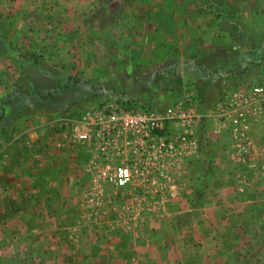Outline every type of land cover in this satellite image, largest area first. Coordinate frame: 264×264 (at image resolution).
<instances>
[{
  "label": "crops",
  "instance_id": "0c3cea01",
  "mask_svg": "<svg viewBox=\"0 0 264 264\" xmlns=\"http://www.w3.org/2000/svg\"><path fill=\"white\" fill-rule=\"evenodd\" d=\"M261 1L262 3L257 4L255 8V42L251 38L252 45L255 43V55L260 49L264 51V0ZM53 2L54 6H60L61 13H63V8H65V12L68 11V15L59 17V22L67 27L69 23L73 24L71 29L67 28L66 32L62 33L68 35L69 32V35H74L77 40L76 45L80 44L82 47L84 43L81 40L85 38V34L89 33L84 27L85 22L92 20L91 23H95L93 24L91 38L96 40L101 38L98 26L100 23L113 24L111 27H107V35L102 32V36L108 39L115 38L114 33H116L117 26L114 24L116 22L124 28L132 24H146L144 27L146 31L141 30L142 28L137 30V28L131 27L133 32L131 35L135 38L136 36L142 38L143 32L144 35H147L148 52L154 55V59L144 61L136 58L134 63H138V66L134 67L131 64L133 60H129L125 56L122 61L124 64L123 70L128 69L127 72H129L125 78L129 82H142L140 76H144L143 82H152L151 86L156 87V92L149 96L151 99L148 102L153 104H158V101L160 103L161 101L169 102L181 98L183 95L194 96L198 98L201 105L205 104L202 106L201 120L194 128L196 151L191 153L189 150L181 148L182 146L179 147L182 150L180 154H174L166 162H163L162 178L147 182L142 179L141 175L139 176L142 179L140 182L134 178L129 181L132 182L128 183L130 186L127 188L116 187L98 179L94 180V183L92 177L89 178V174L83 170L82 158L78 163L72 161V154L78 156V151L73 148L60 146V148L54 149L56 153L59 152L57 153L58 157L51 156L37 161L36 158H28L26 160L28 162L25 161L23 164L27 172L23 173L21 169L17 170L18 172L13 170L11 183L0 178V232L4 227L10 230L17 229L19 224L16 222L13 224L14 217L10 225L5 226L3 224L4 217L14 216L17 213V216L25 214L31 216L27 220H36L39 217L38 214H42L46 218V215L49 218L50 216H59V225L57 224L55 228L64 229L66 232L71 231L68 233L75 237L67 241L63 240L61 246L69 248L71 243L69 241H74L76 251L73 253H75V256L81 257L82 259H79L81 262L90 260L94 263L99 261L97 259L91 260V258L98 255L96 250L100 246V241L95 240L97 238L95 232L92 235L87 232L97 231L101 228L106 229V226H101L104 221L107 223L109 232L116 231V229L121 232V228L125 230V227L131 223L128 222L131 213L127 212V221L126 216L123 215L122 221H124V224H121L117 214H121L122 207L119 204L122 200L125 206L126 200L131 199L130 197L161 200L179 199V202L172 204L173 215H182L191 210V213L203 214L206 219L203 221L198 219V222L193 223L195 226L191 230L192 234L189 235L188 240L180 239L164 244L157 236L164 229H168V226H165L166 223L155 220L151 223L156 227L155 236L148 235L147 230L149 227L144 224L143 236L127 239L125 237V239L119 240L123 242H119L117 246L116 234L110 233L112 237H109V240L113 242H107L106 244L108 247L114 248L112 253L115 258H109L107 262L112 264H244L251 259L252 264H264V249H260L261 252H256L260 246L264 248V244L260 240L256 244L255 239L254 242L250 243L245 238L236 239L231 237L230 230L234 223L229 224L227 218L228 215L241 213L246 216H261V220L264 221V105L260 106L258 111L249 118L248 135L251 146L245 154L233 150L228 134L224 128L219 126L213 108V102L217 98L216 96L213 97L215 95L213 94V82H216L213 76L219 73V69L215 67L221 66L225 69H227L226 67H234L233 65L237 63L238 56L244 52L240 47H243V45L240 43L238 47L235 40L236 38L243 40L242 32L236 33L234 38L229 31V33L223 34V38L219 42L216 37L218 34L212 30V25H210L217 21L213 20L212 16L202 14L198 8L203 5V0H0V38H4L5 33L8 34V37L3 39L6 43H3L0 47V55L8 52V55L12 57L11 59L15 63L11 64V67L13 71L16 70L14 72L15 76L19 73L20 63L29 61L28 56L30 53L26 52V48L20 46L19 43L16 44L19 46L14 47V40L23 38L27 40V44L31 43V46H34L36 30L32 25L38 22L39 18L36 14V11L39 10H35L38 8L37 4L40 3V7L45 8L46 6L52 7ZM131 2H133L134 7L140 9L138 13L124 11L120 14L122 15L121 18L113 17L111 8L126 7ZM142 6L146 8L141 10ZM168 7L172 9L171 14L165 13V9ZM90 9L89 13H92L91 20H89V13H87ZM96 9L99 10V13H96ZM101 9L103 10L102 13ZM100 14L102 15L100 16ZM225 19L232 20L233 17ZM51 21V15L44 16L43 23L45 25L50 24ZM45 29L42 33L44 40L48 36L51 37V31L48 32ZM73 29H76V31H70ZM138 31H141V33H137ZM131 35L128 38L132 39ZM210 38L215 41L214 50ZM151 40H155V44ZM165 40L167 43H165ZM59 45L60 48L57 51H67H63L60 42ZM91 45H94V43ZM125 45L124 43L123 50ZM82 47L77 48V52L80 54L76 53L78 58L75 61L77 63L79 61L80 65L83 62ZM118 48L121 47L116 48L114 46V49L121 50ZM49 49L51 51V45L48 44L47 52H49ZM140 51L141 48L136 50L135 53H140ZM52 52L48 54L51 55ZM22 54L24 55L23 58L18 57ZM95 54H97V48H95ZM220 54L231 55L232 61L235 63H227L228 59L227 61L223 59L222 63H226L221 64L220 59L217 56L215 57V55ZM98 61L99 57L93 58V62L98 63ZM260 66L264 67V63ZM77 69H83V63ZM257 70L260 71V68H255V71ZM155 71L162 75L153 80L155 79L153 77ZM255 77L261 79L263 75L255 74ZM262 81H264V78ZM211 93L213 98L209 99ZM171 125L177 127L178 123L172 121ZM13 165L14 161L11 162V167ZM1 167L0 175H6ZM6 173H9L7 169ZM91 176L93 175L91 174ZM88 178L94 184L89 195L84 187L79 185L88 183ZM183 181L184 183L188 182L190 186L180 187ZM20 182H24L23 186H20ZM152 182L159 183V186L149 187ZM138 183L144 184V187L137 189L135 185H138ZM147 184H149L148 187ZM110 188H113L112 192L109 191ZM182 189H185V191H182ZM90 197L102 200L111 199L114 202V206H112L114 210L111 211L106 206L102 207L100 214L103 220L101 221H99V218H95V215L98 216V214H95L93 210L91 212H86L87 208L78 210L77 207L80 204L76 203L85 201ZM15 198L26 199L27 202L32 200L33 203L36 200H41V205L46 210L43 212V210L36 207V203L33 204V207L29 206L27 209L20 210L17 204L14 203L13 199ZM200 199L202 204L195 203ZM255 202L258 203L257 206H255ZM126 208L124 207V209ZM141 210H143V213L139 216L147 215L145 209ZM88 215L92 216V222L87 221ZM71 216H74L77 221L70 220ZM84 216L87 217L84 218ZM248 221L249 219L246 218L247 225H249ZM141 222L139 221L140 225H142ZM55 224L53 222V225ZM172 224L170 226L173 227L174 224ZM263 226L264 224H260L255 227L254 231L264 229ZM40 227L41 224L38 228L45 230L50 228L51 224ZM1 236L2 234H0L1 248L3 246L18 247L21 245V242L14 239H3V236ZM33 238L31 236L24 242L34 249H31L27 256L28 260H32L29 262L36 264L46 256L45 251H40L41 237L38 240H33ZM153 238H156V241ZM50 243L56 245L55 242ZM50 243L48 246H52ZM68 255L70 254L68 253ZM68 255H62V257L68 258ZM185 259L187 262H184ZM1 260L3 263L5 258L2 257ZM64 261L67 264L66 259Z\"/></svg>",
  "mask_w": 264,
  "mask_h": 264
},
{
  "label": "rangeland",
  "instance_id": "374dc122",
  "mask_svg": "<svg viewBox=\"0 0 264 264\" xmlns=\"http://www.w3.org/2000/svg\"><path fill=\"white\" fill-rule=\"evenodd\" d=\"M261 3V0H203L201 8L198 7L202 14L212 16L213 20L217 21L210 25H212V30L218 34L216 37L219 39V42H221L223 34L227 32L229 33V31L233 34L234 38L238 32H242L243 35V40L235 39L238 47L241 43L243 47H240L244 50V52L238 56L237 63L232 61L231 55H215V57L217 56V58L220 59L221 64L226 63H222L223 59L226 61L228 59L227 63L234 62L235 65L231 68L226 67L227 69L221 66L215 67L219 69V73L213 76L216 81L213 82V94L215 95L213 96L211 93L209 99H212L215 96L217 97L220 92L224 91L229 92L235 91V89H241L243 92H247L255 82L258 81L264 83V81H262L264 78V67L260 66V64L264 63V51L260 49L257 55H255V43L252 45L251 40L252 38L255 42V8L257 4ZM37 5L38 8L35 10H39L36 11L39 18L38 22L32 25L36 30V38L33 43L34 46H31V43L27 44V40L23 38L14 40L15 43L13 45L14 47L20 45L26 48V52L30 53L28 56L29 61L22 62L21 59L22 63H20L19 73L15 76L14 72L16 70L13 71L11 67V64L15 63L12 61V57L8 55V52L0 55V167L2 166L1 169L4 170V173L6 174H1L0 178L11 183L13 180H11V177L13 178V170L18 172L17 170L21 169L23 173L27 172V169H24L25 165L23 164L28 158H36L35 160L37 161L51 156L58 157L57 153L59 152L56 153L54 149H58L60 146H65L78 151V156L72 154V161L78 163L82 158L84 164L83 170L85 173L89 174V178L92 177L93 182L98 179L102 182L115 185L102 179L104 177L100 172L103 171V167L98 164V160H96L87 150L80 149L75 144H70L66 140V132L70 124L80 116L81 111L90 105L106 103V101H108V99L111 100V98L115 101L119 100L124 102V99L128 97L134 101L138 100L149 104L148 101L151 99L149 96H152V94L156 92V87L154 85L151 86L152 82H143L144 76H140L142 82H129L125 78L127 73H129L127 72L128 69L123 70L124 64L122 63L125 56H127V59L129 60H133L131 64L134 67L138 66V63H134L136 58L144 61L147 59H154V55L149 54L148 52V41L146 40L147 35H144V32L142 38H139L138 36L135 38V36L131 35L133 33L131 27H135L137 30L138 28H142L141 30L146 31L144 30L146 29L144 28L146 24H130L131 26L124 28L119 26L116 22L114 24L117 26L116 33H114L115 38L108 39L102 36V32L107 35V27H111L113 24H108L107 22L103 24L100 23L98 26L100 28L99 34L101 38L96 40L91 38V32L94 27L93 24L95 23H91L92 20L90 16L92 13H89L91 11L90 9L87 13H89L88 17L91 21L85 22L84 25L89 33L85 34V38L81 40L82 43H84L82 44V47L80 44L76 45L77 40L74 38V35H69V32L68 35L62 33L66 32L67 28L71 29V26L73 25L69 23V26L67 27L65 24L59 22L60 16L68 15V11L65 12V8L62 9L63 13H61L60 6H54V2L52 7H40V3ZM133 5V2H131L129 6H117L110 10L114 18H121L122 15L120 14L124 11H135V13L140 11L139 8L134 7ZM145 6H142L141 10L145 9ZM171 11V7L165 9L166 14H171ZM102 12L103 10L101 9V13ZM96 13H99L98 9H96ZM47 15H51L52 21L50 24L47 23L45 25L43 23V18ZM101 15L102 14H100V16ZM227 17H233V19H225ZM44 28H46L45 30L48 32L51 31V37L48 36L45 40L42 35ZM70 31H76V29ZM137 33H141V31H138ZM7 35L8 34L5 33L4 38H7ZM130 35L132 36V39L128 38ZM4 38H0V47H2L3 43H6L3 40ZM209 40L211 45L215 44L213 39L210 38ZM59 42L64 49L63 51L67 50L66 52L57 51V49L59 50L60 48ZM152 42L155 44V40ZM17 43H19V45H16ZM93 43L94 45H91ZM124 43L126 44L124 50L128 51L122 49ZM165 43H167L166 40ZM48 44L51 45V51L50 49L48 51H53L51 55L47 52ZM114 46L116 48L121 47L118 48L121 50L114 49ZM78 47H82L81 56L83 59V69H77L82 63L80 65L79 61L78 63L75 62L78 58V56H76V53H78ZM95 48H97V54H95ZM137 48H141L140 53H135V51L138 50ZM214 49L215 45L213 50ZM23 56L24 55L22 54L18 57L23 58ZM98 57V63L93 62V58ZM116 62L118 63L115 65ZM255 68H260V71H255ZM153 73V77L155 78L153 80H156L162 75L156 73V71ZM223 74L228 75L225 76ZM255 74H261L263 75V78L259 79L258 77H255ZM113 97L117 98L113 99ZM167 103L168 102L162 101L160 103V101H158V104H154V106H162ZM204 105L205 104H202L201 106ZM12 161H14V165L11 167ZM27 162L28 161H26V163ZM8 165L10 166L7 167ZM6 169L9 173H6ZM35 170L37 171L38 169L36 168ZM90 173L93 176H91ZM15 176L18 177L16 174ZM139 176L140 175L133 176L132 179L135 178L140 182L142 179H140ZM89 178L88 183H84L83 185L82 183L79 184L84 187L88 195L91 194L90 190L94 187V184ZM131 182L128 183L130 184ZM20 183V186H23L24 182ZM128 183L115 186L127 188L130 186ZM150 184L151 186L149 187L152 188L153 186H159V183L157 182H152ZM148 185L149 184H147V187ZM188 185L190 186L188 182L184 183L183 181L180 184V187H187ZM135 186L139 189L140 187H144V184L138 183V185ZM112 189L113 188H110L109 191L112 192ZM182 191H185V189H182ZM130 198L131 199L126 200L125 206L124 202H122L123 200L121 201L119 204V206L122 207L121 214H117L119 220H121L120 223L122 224L124 222L122 221L123 215L126 216L125 219L127 221V212L131 213V218L128 220V222H131L128 225L130 228L126 226L125 230L121 228V232L118 229L109 232L107 229V223L104 221L101 226H106V229L101 228L97 231L87 232L89 235H92V233L95 232V234H97L95 240L100 241V246L96 250L98 251V255L95 256V258H91V260H99L98 262L93 263L90 260L81 262L79 259L82 258L75 256V253H73L76 251L74 241H69L71 242L69 248H63V246H61L63 240L67 241L75 237L68 233L71 231L66 232L64 229L55 228L60 220L59 216H50L49 218L48 215H46V218L44 215L38 214L37 216L39 217L36 218V220H27V218L31 216H27L26 214L17 216V213V215L14 216L4 217L5 219L3 222L5 226L7 224L10 225L12 218L14 217L13 224H15V222L19 224L17 229L10 230L4 227L0 234H2L3 239H14L21 242V245L18 247H0V264L2 263V257L5 258V261L2 264H35L29 262L32 260H28L27 256V253L33 248H30L31 246L24 242L26 239L31 238V236L34 237L33 240H38L41 237L40 251H45L44 254L46 256V258H42L36 264H65V259L67 264H112L107 262V260L109 258H115V255L112 253L114 248H110L106 244L107 242H113L109 240V237H112L111 234H116L117 246L119 242H123L119 240L123 238L125 239V237L127 239L143 236L144 224L149 227L147 230L148 235L155 236L156 227L151 223L156 220L160 223H166L165 226H168V229H164L157 236V238L164 244H168L174 240H188L189 235L192 234L191 230H193V227L195 226L193 223L198 219L201 221L205 219L203 214L191 213V210L186 211V213H183L182 215H173L172 210L174 209L172 208V204L179 202V199L161 200L155 198ZM13 200L20 210L27 209L29 206L33 207V204L35 203L36 207L43 210V212L46 210L45 207L41 205V200H36L35 203H33L32 200L27 202L26 199L22 200L15 198ZM54 201L60 202L59 200ZM195 203L202 204V200L200 199ZM76 204H80V206L77 207L78 210L80 208H87L86 212H91V210H93L95 214H98V216L95 215V218H99V221L103 220L100 214L102 207L104 208L106 206L107 209L110 208L111 211L114 210L112 207L114 206V202H112L111 199L102 200L100 198L94 199V197H90L85 201H79ZM257 204L258 203L255 202V206H257ZM124 207L127 208L124 209ZM141 209H145V214L147 215L139 216V214L143 213V210ZM17 212L19 211L17 210ZM86 217L87 216H84V218ZM227 218L229 224L234 223L230 230L231 237L236 239L245 238V240L250 243L254 242L255 239L256 244L260 240L261 243L264 244V229L254 231L255 227L264 224V221L261 220V216H246L240 213L237 215H228ZM246 218L249 219V225H247ZM70 220L77 221L74 216H71ZM92 220V216L88 215L87 221L92 222ZM139 221H142V225L139 224ZM53 222L56 224L53 225ZM171 223L174 224L173 227L170 226ZM40 224L41 227L51 224V227L45 230H40L38 228ZM153 240L156 241V238H153ZM50 242H55L56 245H52ZM49 243L52 246H48ZM261 247L262 246L257 248L256 252H261L260 249H264ZM68 253L70 255H68ZM65 254L68 255V258L62 257V255L64 256ZM184 262H187V260L185 259ZM244 264H252L251 259Z\"/></svg>",
  "mask_w": 264,
  "mask_h": 264
},
{
  "label": "built area",
  "instance_id": "2783aa9c",
  "mask_svg": "<svg viewBox=\"0 0 264 264\" xmlns=\"http://www.w3.org/2000/svg\"><path fill=\"white\" fill-rule=\"evenodd\" d=\"M148 103L128 97L124 102L111 98L90 105L70 124L66 140L94 156L103 167L102 179L115 185L138 175L145 181L162 178L163 162L180 154L179 147L195 153L194 128L201 120L202 106L189 95L162 106ZM263 105L261 82L247 92H221L214 100L219 126L226 130L236 152L245 154L250 148L249 118ZM172 121L178 126L173 127Z\"/></svg>",
  "mask_w": 264,
  "mask_h": 264
}]
</instances>
